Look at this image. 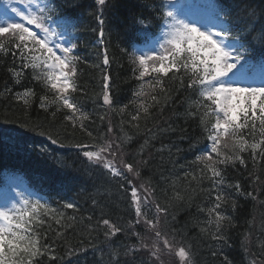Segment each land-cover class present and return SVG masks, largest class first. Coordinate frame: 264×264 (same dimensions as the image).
Listing matches in <instances>:
<instances>
[{"label":"trees","instance_id":"trees-1","mask_svg":"<svg viewBox=\"0 0 264 264\" xmlns=\"http://www.w3.org/2000/svg\"><path fill=\"white\" fill-rule=\"evenodd\" d=\"M214 1L230 10L235 25L233 35L252 40L256 34L248 33L253 24L257 30L264 27V0ZM52 3L60 17L70 19L76 27L71 39L76 45L72 55L77 58V91L72 95L88 117L83 121L84 129L79 122L73 126L66 119V109L58 110L57 105H49L47 111L42 109L40 97L47 95L51 100L53 94L33 79L31 68L22 67L18 53L14 56L0 52V93H5L0 95V127L10 132L8 137L0 133V186L4 170L15 172L23 178L20 181L26 188L56 210L49 215L42 212L43 223L36 226L41 245L48 246L45 254L37 258L38 264H146L143 258L125 255L127 246L138 244L132 232L139 233L140 227L131 231L129 227L135 220L131 188L135 186L143 195L141 185L153 193L152 205L168 207L162 232L189 251L188 264H251L252 259L263 262L264 156L253 157L249 150L240 153L243 164L235 161L219 165L223 180L219 185L208 178L210 173L202 175L204 166L195 161L208 143L207 133L199 113L191 114L197 112L194 102L198 93L187 87L188 77L183 71L164 77L165 92L152 93L159 103H152L149 97L147 118L142 115L139 121H132L142 99L134 96L141 81L133 71L132 48L158 34L155 9L160 0H106L104 5L96 0ZM121 8L127 10L125 14ZM101 19L103 25L99 23ZM141 19L151 23L147 34L137 31V21ZM101 28L102 38L98 36ZM105 50L107 66L103 64ZM261 55L264 47L259 43L255 47L249 45L251 58ZM20 71L23 75L16 83L13 72ZM105 76L109 77L111 106L103 100ZM145 80L154 82L152 76ZM25 89L35 92L29 106L15 98ZM88 132L92 135L88 136ZM244 134L251 143L253 137ZM46 138L59 146H53ZM259 138L257 130L255 139ZM107 140L120 145L119 158L134 165L139 171L137 179L132 174H127L126 179L112 178L75 147L79 144L93 148L92 145ZM193 175L196 180H192ZM175 193L182 199H176ZM219 194L223 199L217 211L226 219L218 233L214 215L210 216L209 211ZM67 203L75 207H64ZM152 210L149 207L148 216ZM103 219L121 227L125 237H103L102 230L106 229L102 223L99 225ZM114 251L118 254L113 255Z\"/></svg>","mask_w":264,"mask_h":264},{"label":"snow or ice","instance_id":"snow-or-ice-1","mask_svg":"<svg viewBox=\"0 0 264 264\" xmlns=\"http://www.w3.org/2000/svg\"><path fill=\"white\" fill-rule=\"evenodd\" d=\"M96 2L104 5L106 0ZM20 3L25 4L26 11L12 8V12L20 18L19 21L12 18L0 21V52H11L14 56L18 53L22 67L31 68L33 79L53 94L51 100L47 95L40 97L42 109L47 111L49 105H57L58 110L66 109L69 113L66 119L72 121L73 126L79 122V127L84 129L83 121L88 117L78 107L72 95L77 91V58L72 55L76 45L70 38L71 33L76 30L75 24L68 18L60 17L52 0H20ZM207 7L211 9L212 15L206 22H201L190 19L174 0H160L156 6L158 15L155 19L159 21L156 25L159 37L154 47L139 50L140 54L134 48L131 53L134 74L138 73L136 79L141 81L140 89L134 96L142 98L132 121H139L142 115L147 118L151 106L146 103L149 97L152 103H159L157 96L152 93L165 92L164 77L170 72L175 75L183 71L188 77L187 87L198 93V99L194 102L197 112L191 114L199 113L201 125L210 142L207 150L196 157L195 163L204 166L202 175L210 173L208 178L214 185H219L223 183L219 165L235 161L243 164L240 153L249 150L253 157L257 154L264 156V76L259 84L249 82L250 77L246 70L249 45L255 47L259 43L264 47V27L257 30L253 24L251 32L248 33V36L256 34L252 40L240 34L233 35L235 25L230 19V10L218 3L209 4ZM251 21L252 17H249V22ZM99 23L103 25V20H99ZM137 23L140 25L137 31L145 34L151 31L150 22L141 19ZM103 35L101 28V38ZM103 63H109L106 50ZM13 75L16 83H19L23 73L13 72ZM149 76L153 77L154 82L145 80ZM108 80L109 77L105 76L103 100L105 105L111 106L113 101L108 91ZM146 87L148 91L145 90ZM8 91L10 90L5 89V92ZM33 96L35 92L32 89L15 94V98L23 101L25 106L30 105ZM134 126L138 128L139 124ZM257 130L260 137L258 140L255 139ZM111 131L109 127L108 132ZM246 132L253 137L251 143L244 134ZM87 135L91 136L92 133L88 132ZM52 143L56 141L52 140ZM75 147L84 149L89 146L78 144ZM91 147L95 150L83 151V157L100 165L112 178L126 179L127 174L139 177V171L132 163H127L122 158L117 160L118 155L122 157L119 144L107 140ZM192 180H196V176L193 175ZM127 183L131 185L132 181L127 180ZM141 189L143 195L135 186L131 188L135 220L130 222L129 231L143 223L151 233V242L133 231L132 235L137 238L138 244L127 246L125 255L147 250L155 261H159L162 251H172L168 237L158 227L161 217L167 216L168 207L154 203V212L149 218L146 209L153 203L150 200L153 193L148 186L141 185ZM175 198L182 199L179 193H175ZM222 199V194L217 195V203L209 211L210 216L214 215L218 233L226 219L217 211ZM64 207L74 208L75 205L67 203ZM55 211L40 198L33 199L23 191H17L15 198L0 206V264H38L37 258L45 254L48 246L41 245V237L35 229L43 223L40 219L42 212L49 215ZM56 222L60 223L59 220ZM101 223L106 229V239L123 231L108 219H103ZM117 254L113 252V255ZM177 255L181 261L190 257L189 251L184 247L178 249ZM251 264L257 262L252 261Z\"/></svg>","mask_w":264,"mask_h":264},{"label":"rangeland","instance_id":"rangeland-1","mask_svg":"<svg viewBox=\"0 0 264 264\" xmlns=\"http://www.w3.org/2000/svg\"><path fill=\"white\" fill-rule=\"evenodd\" d=\"M177 1L178 0H174V2H176V4H177ZM186 2L188 5L181 7L183 12L186 15L188 12L187 8H189L190 13L194 12V14H193L194 20L206 22L207 20L210 19L212 13H211V9L207 7L208 6L207 4L201 3L197 0H188ZM202 2H205V0H202ZM14 7L26 11L25 4L20 3V0H0V21L5 20V19H9V18H12L13 20L19 21L20 18L17 17L12 12V8H14ZM32 7L34 8L35 6L33 5ZM197 12H200L201 17L199 16V14ZM33 30H36V29L33 28ZM151 44H153L152 46L154 47L155 43H151ZM139 50H142V49H139ZM139 54H140V51H139ZM259 64H260V67H258V69L254 70L253 72H251V69H250L248 63L246 64V70L249 74V77L264 76V62H260ZM258 70L260 71V75H257ZM120 159L121 158H119V155H118L117 160L119 161ZM17 191H23L26 194L27 190L24 191L21 188L20 181H17L15 179L10 180L9 190H5V189H3V191L0 190V206H3L6 202L15 198V194ZM27 192H29V191H27ZM149 207L153 209L152 212L149 214L150 215L149 217L151 218L153 215L154 207L152 204H149L148 208ZM162 223H163V216L161 217L160 224L158 226L161 231L163 230ZM138 226L141 229L139 232L140 237L145 239L146 241H148L150 243L151 242V233L146 230V227L143 223H141ZM169 236H167V237H169ZM168 239H169V242L172 244V251L171 252H168L166 250L162 251L161 256H160L161 261L159 262V264H170V261L177 263V264H186L187 260L181 261L180 257L177 256L178 248L175 247V245L172 243L170 238H168ZM161 248L163 249V245H161ZM141 252L146 254L147 257H150V259H154L150 256L149 251L141 250ZM258 264H264V263H258Z\"/></svg>","mask_w":264,"mask_h":264},{"label":"bare ground","instance_id":"bare-ground-1","mask_svg":"<svg viewBox=\"0 0 264 264\" xmlns=\"http://www.w3.org/2000/svg\"><path fill=\"white\" fill-rule=\"evenodd\" d=\"M126 11H127V10H126L125 8H121V9H120V12L123 13V14H125ZM100 224H101V222L99 223V225H100ZM102 226H103V225H102ZM117 234H120V235H122V237H125V235H124L122 232L117 233ZM117 234H116V235H117ZM102 236L104 237V229L102 230ZM110 240H115V236L111 237ZM105 248H106V246H104L103 249H105Z\"/></svg>","mask_w":264,"mask_h":264}]
</instances>
